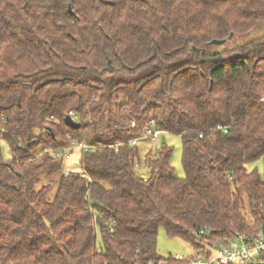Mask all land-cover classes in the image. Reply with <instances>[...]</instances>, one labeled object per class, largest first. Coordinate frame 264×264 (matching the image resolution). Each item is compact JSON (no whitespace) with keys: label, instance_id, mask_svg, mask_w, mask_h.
<instances>
[{"label":"trees","instance_id":"16d2710c","mask_svg":"<svg viewBox=\"0 0 264 264\" xmlns=\"http://www.w3.org/2000/svg\"><path fill=\"white\" fill-rule=\"evenodd\" d=\"M104 1L0 0V264H185L264 235V0ZM149 118L184 177L132 144ZM71 139L75 170L45 151ZM160 227L196 254L159 255Z\"/></svg>","mask_w":264,"mask_h":264},{"label":"built area","instance_id":"2783aa9c","mask_svg":"<svg viewBox=\"0 0 264 264\" xmlns=\"http://www.w3.org/2000/svg\"><path fill=\"white\" fill-rule=\"evenodd\" d=\"M68 115L74 121L76 120V115L73 111H70ZM162 133L163 131L157 126L155 119L149 118L145 126L140 130L139 137L134 138L131 142L132 144H137L140 140L146 139L148 145L153 146L159 141ZM68 137L70 138V136ZM74 149L90 151L91 146L87 145L83 140L77 142L71 139V146L66 150L47 148L45 151L54 157H63L65 160H68L72 156V150ZM65 172L68 173L69 171L66 170ZM141 177L146 178V175L142 174ZM263 253L264 235L258 232L249 243L239 238L228 245H207L203 254L191 258L185 264H260L262 263L261 255ZM173 259L182 260L184 258L176 255L173 256ZM160 264H167V262L162 261Z\"/></svg>","mask_w":264,"mask_h":264},{"label":"rangeland","instance_id":"374dc122","mask_svg":"<svg viewBox=\"0 0 264 264\" xmlns=\"http://www.w3.org/2000/svg\"><path fill=\"white\" fill-rule=\"evenodd\" d=\"M251 37V34L248 38ZM142 148L145 149L148 145L146 139L140 140ZM165 143L168 147L172 149V155L170 158V165L174 169V174L178 177H184L185 173L182 167V141L181 137L177 134L163 132L159 141L155 144L160 145ZM153 145V146H155ZM0 149L5 156H9V149L5 142L0 141ZM78 152H74L69 160L64 164L66 169H78L75 161L77 159ZM248 171L256 169L260 174L263 173V160L258 159L246 164ZM55 193V188L50 192L49 197L52 198ZM157 253L163 257L171 254L172 256H181L183 258L190 257L195 255L196 252L192 244L180 237L170 236L166 233L163 227L158 229L157 233V244H156Z\"/></svg>","mask_w":264,"mask_h":264},{"label":"water","instance_id":"95a60500","mask_svg":"<svg viewBox=\"0 0 264 264\" xmlns=\"http://www.w3.org/2000/svg\"><path fill=\"white\" fill-rule=\"evenodd\" d=\"M104 3H111L110 1H104ZM232 37V34L229 36V38ZM226 40L222 39V40H213L211 41L210 43L213 44V45H223L225 43ZM65 123L71 127H74V128H78L80 126V124L76 121H74L69 115H67L65 117Z\"/></svg>","mask_w":264,"mask_h":264}]
</instances>
